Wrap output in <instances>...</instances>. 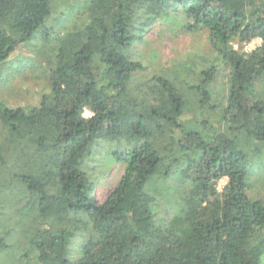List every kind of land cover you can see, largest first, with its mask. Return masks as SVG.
<instances>
[{
	"label": "trees",
	"instance_id": "trees-1",
	"mask_svg": "<svg viewBox=\"0 0 264 264\" xmlns=\"http://www.w3.org/2000/svg\"><path fill=\"white\" fill-rule=\"evenodd\" d=\"M53 1L0 0V74L38 36L57 47L39 105L0 100V195L18 211L0 207L7 264H264V0H76L63 19L79 24L64 34L47 25ZM174 19L183 34L206 32L213 54L148 74L138 47ZM192 104L223 131L185 127ZM100 142L123 167L103 203L88 165ZM9 230L26 247L4 242Z\"/></svg>",
	"mask_w": 264,
	"mask_h": 264
},
{
	"label": "rangeland",
	"instance_id": "rangeland-1",
	"mask_svg": "<svg viewBox=\"0 0 264 264\" xmlns=\"http://www.w3.org/2000/svg\"><path fill=\"white\" fill-rule=\"evenodd\" d=\"M75 2L76 0H54L53 10L47 20V25L57 30L59 34H64L74 29L79 24L80 18L76 16L69 21L63 18L69 13V9L73 8ZM76 7L78 10L79 8L82 9V5H79V2L76 4ZM179 22L174 19L167 21V23L156 24L145 35L144 44L139 45L138 54L148 67V74H162L163 70L175 73L178 68L185 69L187 66H193L200 53L209 57L212 56L213 51L209 45L206 32L195 35L183 34L179 29ZM56 48L54 41L47 42L41 36H38V38L28 44L21 45L2 65L0 74V100L5 101L12 108L39 105L41 95L51 87L49 68L54 64L52 61L54 60L53 55ZM229 72L230 70L227 69L218 74L214 86L216 95L228 90ZM85 116L89 117L91 113L86 111ZM181 123L187 128H192L202 133L204 136L221 132L225 126L221 123L217 113H200L195 104H192L187 109V113L181 118ZM203 124H206V129L202 128ZM94 147L95 155L90 159L88 165L93 172L96 168L98 170L96 172L99 174L102 172L98 178L99 184L95 190V199L98 203H103L122 177L123 167L115 164L108 156H104V148H107L106 144L100 142V144ZM257 165H254L253 168L255 169ZM226 183L227 179L221 180L218 185L219 190H222ZM261 187L262 189L259 192L261 195H264V182ZM168 193L162 195L160 213L163 216L167 214L168 208L172 212L169 202L175 199L173 191ZM11 196L0 195V201H2L0 207L4 208V212L8 210V216L16 217L18 211L11 208ZM2 215L1 217L4 216ZM9 233V235H6L4 242L11 247L15 245L26 247V242L22 240L20 232L9 230ZM32 255L35 256L37 254L33 253ZM7 261L12 262L9 260L8 255L0 254V264H7ZM31 263L38 264L35 261Z\"/></svg>",
	"mask_w": 264,
	"mask_h": 264
},
{
	"label": "built area",
	"instance_id": "built-area-1",
	"mask_svg": "<svg viewBox=\"0 0 264 264\" xmlns=\"http://www.w3.org/2000/svg\"><path fill=\"white\" fill-rule=\"evenodd\" d=\"M261 43H262V40L260 38H256L250 41L249 43H245L243 45L235 43L232 46H233L234 51H242L243 49L244 52L250 53L256 48H258L261 45Z\"/></svg>",
	"mask_w": 264,
	"mask_h": 264
}]
</instances>
